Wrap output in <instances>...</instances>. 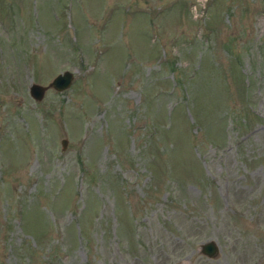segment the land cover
<instances>
[{"label":"rangeland","instance_id":"obj_1","mask_svg":"<svg viewBox=\"0 0 264 264\" xmlns=\"http://www.w3.org/2000/svg\"><path fill=\"white\" fill-rule=\"evenodd\" d=\"M0 264H264V0H0Z\"/></svg>","mask_w":264,"mask_h":264},{"label":"water","instance_id":"obj_2","mask_svg":"<svg viewBox=\"0 0 264 264\" xmlns=\"http://www.w3.org/2000/svg\"><path fill=\"white\" fill-rule=\"evenodd\" d=\"M73 77V73L70 71H65L55 76L48 86L31 84L29 87L30 95L34 100L40 101L43 98L45 91L49 88H52L56 91L68 89L72 84ZM62 145L65 148L66 140L62 141ZM199 252L208 258H213L218 255L219 248L214 241H207L206 243L201 244Z\"/></svg>","mask_w":264,"mask_h":264}]
</instances>
